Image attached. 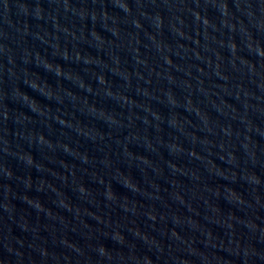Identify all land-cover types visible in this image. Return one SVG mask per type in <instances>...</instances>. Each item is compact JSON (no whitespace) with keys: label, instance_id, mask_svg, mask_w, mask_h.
Returning a JSON list of instances; mask_svg holds the SVG:
<instances>
[{"label":"water","instance_id":"1","mask_svg":"<svg viewBox=\"0 0 264 264\" xmlns=\"http://www.w3.org/2000/svg\"><path fill=\"white\" fill-rule=\"evenodd\" d=\"M0 264H264V0H0Z\"/></svg>","mask_w":264,"mask_h":264}]
</instances>
